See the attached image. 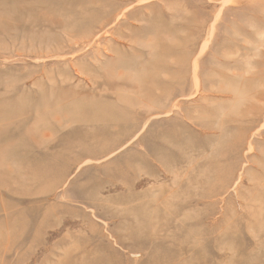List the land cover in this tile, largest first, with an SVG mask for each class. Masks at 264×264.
<instances>
[{"label": "rangeland", "instance_id": "1", "mask_svg": "<svg viewBox=\"0 0 264 264\" xmlns=\"http://www.w3.org/2000/svg\"><path fill=\"white\" fill-rule=\"evenodd\" d=\"M0 264H264V0H0Z\"/></svg>", "mask_w": 264, "mask_h": 264}]
</instances>
